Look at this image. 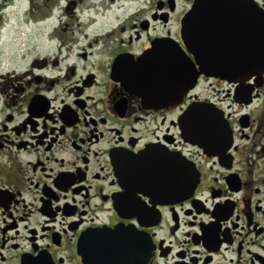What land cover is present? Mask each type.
<instances>
[{
	"label": "flooded vegetation",
	"instance_id": "1",
	"mask_svg": "<svg viewBox=\"0 0 264 264\" xmlns=\"http://www.w3.org/2000/svg\"><path fill=\"white\" fill-rule=\"evenodd\" d=\"M22 1L0 264H264V0Z\"/></svg>",
	"mask_w": 264,
	"mask_h": 264
},
{
	"label": "water",
	"instance_id": "2",
	"mask_svg": "<svg viewBox=\"0 0 264 264\" xmlns=\"http://www.w3.org/2000/svg\"><path fill=\"white\" fill-rule=\"evenodd\" d=\"M197 23H198V6L194 4L192 9L184 16L182 20V33L187 41V48L188 50L195 54L196 49V33H197ZM259 32L263 36L262 44L264 45V24L261 25L260 29L258 28ZM255 30L252 28L251 32L253 33ZM145 60L146 58H142ZM141 59V60H142ZM254 67H260L264 69V62L254 65L252 64V70ZM187 70L191 72L192 67L187 63Z\"/></svg>",
	"mask_w": 264,
	"mask_h": 264
},
{
	"label": "rangeland",
	"instance_id": "3",
	"mask_svg": "<svg viewBox=\"0 0 264 264\" xmlns=\"http://www.w3.org/2000/svg\"><path fill=\"white\" fill-rule=\"evenodd\" d=\"M22 5L23 3L21 0H14V5H10V7L8 8V12L11 13V11H14L18 14ZM15 17H17V15ZM13 21H14V24H13ZM7 27H8L9 39L3 38V41L5 42V44H7L6 47L7 48L9 47V52L11 54L14 51V49L17 48V43H14V40L15 39L18 40L19 38L20 21L18 19H12L10 20V25H7Z\"/></svg>",
	"mask_w": 264,
	"mask_h": 264
}]
</instances>
